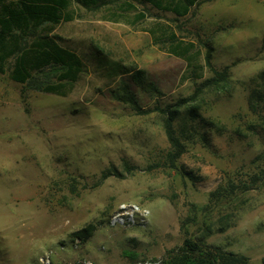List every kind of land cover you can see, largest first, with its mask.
Listing matches in <instances>:
<instances>
[{
  "label": "rangeland",
  "instance_id": "1",
  "mask_svg": "<svg viewBox=\"0 0 264 264\" xmlns=\"http://www.w3.org/2000/svg\"><path fill=\"white\" fill-rule=\"evenodd\" d=\"M126 1L137 7L132 21L143 10L132 0L98 11L73 0L70 20L56 27L60 44L92 72L70 96L24 92L0 74V264H141L162 260L188 237L264 264V183L210 200L213 192L251 185V177L264 172V106L254 113L249 105L255 90L264 101V0H213L176 22L156 9L136 25L106 20ZM158 21L187 41L211 46L215 67H229L230 77L194 104L217 128L198 124L206 140L185 142L177 169L149 170L171 151L164 117L138 114L116 100L111 90L122 80L131 84L129 78L109 84L93 72L90 54L100 49L148 73L163 96L131 84L144 110L189 98L201 82L182 81L186 62L153 42L147 30ZM125 164L136 167L133 174ZM109 169L123 176L91 188ZM90 225L95 230L87 239L74 236Z\"/></svg>",
  "mask_w": 264,
  "mask_h": 264
},
{
  "label": "trees",
  "instance_id": "2",
  "mask_svg": "<svg viewBox=\"0 0 264 264\" xmlns=\"http://www.w3.org/2000/svg\"><path fill=\"white\" fill-rule=\"evenodd\" d=\"M72 1L0 0V74H8L13 82L23 86L24 92L32 91L68 97L73 93L76 84L92 73L90 63L85 61L75 50L61 45L57 35L54 34L56 27L64 21L70 20L67 11ZM74 1L86 9L95 11L116 3V0ZM132 1L143 6L142 11L134 14L132 21L130 16L137 11V7L129 1L120 3L118 9L112 11L106 20L136 25L146 21L148 16H154L151 9H156L159 12L173 14L176 16L174 19L176 22L213 0ZM155 16L158 17L159 15L156 14ZM177 28L181 29V26L177 25ZM147 31L156 45L164 46L163 48L167 53L186 62L187 68L182 81L201 82L191 97L180 99L174 105L157 106L153 109L144 110L140 106L136 94L132 91L131 84L150 97L159 98L163 96V92L144 69L109 59L100 49L91 52L90 59L95 63L93 72L109 84H113L123 77L129 78L131 84L122 80L118 90H111V94L116 100L131 106L138 114L159 113L164 117V132L171 151L168 152L162 164L152 165L149 170L160 167L177 169L178 160L186 152L185 142L193 140L196 136L206 140L205 134H201L198 129L199 125L212 129L217 128V124L201 116L199 105L194 104L206 91L211 89L218 91L227 86L230 68L217 69L213 63V48L211 46L208 44L200 46L194 41L185 40L168 23L155 22ZM207 72L212 74L210 78H206ZM261 78L264 81V73H262ZM249 105L254 113H259V109L264 106L262 91L255 90L251 94ZM183 108L186 111L183 112ZM182 115L185 116V119L182 118ZM251 127L255 128L254 126ZM260 160L264 164V155L260 157ZM135 170L136 167L125 164V171L128 174H133ZM121 176L123 174L116 169L106 170L91 188L100 187L110 177ZM250 180L251 185L241 183L235 187L234 184H231L229 188L223 189V192L221 190L213 192L211 202H221L224 200L222 198L233 195L236 190L250 191L253 186L264 183V172L261 175H253ZM74 184L75 182L70 186L72 192L77 191V186ZM83 187L87 188V184H84ZM77 193L78 191L75 194ZM210 227L208 225V229ZM94 230V226L90 225L74 233V236L84 240L91 236ZM141 264L251 263L245 255L207 244L202 238L188 237L180 247L169 250L162 260L152 259Z\"/></svg>",
  "mask_w": 264,
  "mask_h": 264
}]
</instances>
